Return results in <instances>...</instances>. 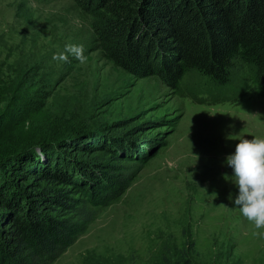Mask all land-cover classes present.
<instances>
[{
  "label": "rangeland",
  "instance_id": "rangeland-1",
  "mask_svg": "<svg viewBox=\"0 0 264 264\" xmlns=\"http://www.w3.org/2000/svg\"><path fill=\"white\" fill-rule=\"evenodd\" d=\"M90 21L72 0H0V83L8 92L0 113L12 116L0 120V151L66 112L88 122L80 132L92 131L78 141L92 149L76 148L77 162L133 174L51 264H153L173 240L182 245L185 230L197 264H264V229L234 205L239 190L225 162L241 137H264V97L249 72L227 86L205 76L178 88L138 79L95 49ZM67 44L82 45L86 62L53 60ZM20 106L23 117L12 122ZM104 144L110 153L99 151Z\"/></svg>",
  "mask_w": 264,
  "mask_h": 264
},
{
  "label": "trees",
  "instance_id": "trees-1",
  "mask_svg": "<svg viewBox=\"0 0 264 264\" xmlns=\"http://www.w3.org/2000/svg\"><path fill=\"white\" fill-rule=\"evenodd\" d=\"M72 1L91 20L95 49L127 74L156 76L178 88L185 79L196 83L201 76L227 86L234 75L248 71V82L264 97V0ZM7 97L0 83V110ZM23 109L12 122L23 117ZM65 113L48 126L45 119L37 133L0 151V264L53 263L97 210L131 183V172L117 177L120 172L108 171L109 166L77 162L76 148L92 149L78 141L92 131L80 132L88 122L68 120L67 113L62 118ZM11 117L0 113L1 121ZM99 149L110 153L111 148ZM182 236L181 246L173 240L153 264H197L189 230Z\"/></svg>",
  "mask_w": 264,
  "mask_h": 264
},
{
  "label": "clouds",
  "instance_id": "clouds-1",
  "mask_svg": "<svg viewBox=\"0 0 264 264\" xmlns=\"http://www.w3.org/2000/svg\"><path fill=\"white\" fill-rule=\"evenodd\" d=\"M69 55L81 63L87 59L83 46L76 44L65 45L64 51L54 54L52 59L67 62ZM37 154L43 157L42 152ZM225 162L233 169L239 190L234 205L255 229H264V137H241L234 154L227 156Z\"/></svg>",
  "mask_w": 264,
  "mask_h": 264
}]
</instances>
